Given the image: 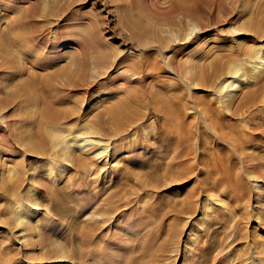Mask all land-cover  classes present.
<instances>
[{
	"label": "rangeland",
	"instance_id": "374dc122",
	"mask_svg": "<svg viewBox=\"0 0 264 264\" xmlns=\"http://www.w3.org/2000/svg\"><path fill=\"white\" fill-rule=\"evenodd\" d=\"M192 1L186 11L198 20L192 22L185 20L179 26L175 21L182 15L174 10L171 0H59L54 10L51 30L43 28L45 22L50 21L49 18L42 19L36 16L29 22L11 26L9 22L5 23L0 17V32H9L10 37L16 40L14 47H11L12 52L17 59L16 62L23 61L24 63L23 67L20 64L21 67H17L14 71L6 69L8 62L0 56V185L3 181H9L8 190H6L8 196L3 195L0 187V264L108 263V256L103 251H99L97 240L91 236L86 237L84 243L90 250H86L82 258L75 257L76 244L79 243L80 238L79 232L85 230L87 222L95 224L106 221L105 216L109 214L108 209L111 207L107 199L110 192L112 194V192L119 191L121 186H117L116 183L125 176L126 170L144 166L147 164L145 160L158 162L165 154L168 159H173L179 151L174 138L165 131L167 122L166 116L161 112L163 105L153 99L156 91L164 89L162 86L171 91L174 90L173 92L184 91L190 99L184 123L191 131L192 138L190 139H195L193 140L195 151L189 156V163L194 166L193 174H196L194 178L197 179L199 176L197 184L200 185L197 188L198 199L196 197L199 204L197 213L186 215L185 221L189 223L185 226L184 233L176 239H170L166 260H163V263L161 260L157 264H264V139L256 141L257 144L250 143L242 154H236L215 136L211 120L205 113L206 111L197 103L199 97L202 96L212 98L217 103L219 99L225 100L224 97L228 93V91H223V94H220L216 89L222 81L220 77L213 81V89H203L209 83L208 77L200 66L204 59L202 54L204 50L213 47L217 51H222L221 49L224 50L226 46L227 51L235 52L239 47L236 42L231 41L238 39L236 41H240L244 48H257L255 58L262 59L264 22L256 27L260 39H250L248 36L238 35L236 31L242 28L240 23H245L250 11L257 10L263 0ZM23 2L25 1L0 0V16L7 6H14L18 3L24 5ZM28 7L33 15L37 8L36 3ZM126 11L134 16L139 13L146 16L150 19L153 28L163 27L169 40H172L171 46L163 50L147 49L140 53L131 50L129 45L131 44L129 41L131 32L120 28L122 21L120 18ZM97 16L105 19V33L119 50L130 56L135 54L132 57L142 54L144 55L143 60L149 59V62L155 58L154 60L162 67V70L149 71L146 65L143 76L137 74V78L133 79V81H141L139 78H143L145 83L142 82L140 85L134 82L126 86L120 79L113 85L109 77L114 76L115 70L110 72L109 80L100 75H95L94 80L89 78L91 83L95 81L92 83L94 87L88 84L82 87L83 92L75 90L72 96V98L84 96L78 106L81 112L91 111L89 112L91 114L81 123L86 126L87 134H80L76 132L77 130L71 134L68 133L67 131L74 126L73 122H44L41 114L37 116L27 114L29 116L27 117L26 113L21 112V107L7 104L20 81L22 82L31 71L35 72L36 66H40V69H49L52 66L49 61L54 56H59L63 60L68 57L72 58L74 55L82 58L83 54L85 55L84 51L88 52L89 46L83 44L82 48L85 47V49L79 48L75 36L80 34L73 30L70 31V28L78 23H89ZM255 23L257 24V19ZM198 29H208L209 32L201 36ZM222 30H226L227 33L220 34ZM230 32L231 34L236 33L233 34L234 38ZM30 40L36 41V49L24 52L25 45ZM5 44L7 47L10 46L8 41ZM145 53L149 57L145 56ZM214 57L215 54L208 60L211 61ZM146 60L143 62L145 63ZM248 62L244 54L230 62L237 72V77L242 75L244 78L247 70L252 69V65ZM126 75L130 74L123 70L116 74L119 77ZM99 84L105 87L100 88ZM119 86L123 88L122 91L119 90L121 89ZM128 87L142 90L137 91L138 95L141 93V96L137 98L144 106V110L142 116L128 124V127L119 128L125 129V132L122 131L123 135L120 136L121 132L117 127L115 130L110 129L109 132V125L97 120L94 112L106 98H116L118 91L124 92ZM148 94L151 95L150 99ZM141 97L144 99L142 100ZM19 98L21 103L25 102V96ZM251 110L246 113L247 116L250 115ZM254 119L257 124L258 119L256 117ZM38 130L46 137L49 134L51 138L59 136L60 144L54 142L49 147H41L38 142L32 140L36 139ZM204 136L212 139V142L206 146L202 142ZM91 142L95 143L93 147H90ZM84 143L86 147L82 149L80 145ZM216 146L227 147L239 164L238 172L245 176L251 192L250 201L246 205L240 201L236 202L235 197L230 196L232 192L227 186L215 185L221 183L223 175H214L215 177L206 182L207 185L202 181V183L199 182L200 179L202 180L203 173L212 175L209 154ZM102 148L107 149L108 162L106 159L101 162L96 160L92 153L93 150L103 151ZM88 149L89 151L92 149L90 153ZM111 153L113 156L109 157ZM179 153L183 156L185 151ZM118 163L122 167L119 170L116 169ZM19 178H21L20 182ZM135 179L133 182L137 184L138 178ZM112 184L116 186L113 187ZM208 189L210 190L207 191ZM185 190L183 187L173 188L169 193L182 198L186 195ZM133 191L134 193L140 192L137 188ZM128 195H131V191ZM115 202L121 203L119 199ZM130 203H135V200ZM127 208L130 207L123 206L121 211L112 217L111 223L105 224V228L111 231L117 230V227L125 229L127 222L134 223V219L124 218L123 213ZM132 235L136 236L131 234L130 237ZM55 246L59 252L56 255L51 252Z\"/></svg>",
	"mask_w": 264,
	"mask_h": 264
},
{
	"label": "bare ground",
	"instance_id": "6f19581e",
	"mask_svg": "<svg viewBox=\"0 0 264 264\" xmlns=\"http://www.w3.org/2000/svg\"><path fill=\"white\" fill-rule=\"evenodd\" d=\"M23 1H25L23 2L25 3L24 5H20L18 3L14 6H7L4 11L2 10L0 16L1 20L5 23L9 22L11 26H16L18 23L20 24L29 22L32 18L37 16L42 19L49 18L50 21L45 22V26H43L44 30H51L53 28V19L55 15L54 10L59 0ZM191 1L192 0H171L172 5L175 8L174 10L179 11L182 15L175 21L177 26H179L180 23L185 20L190 22L198 20L196 17L191 15L190 12L186 11V9L191 6ZM34 2L36 3L37 8H35V11L32 15L28 6L34 4ZM122 3L124 4V2ZM114 4H116L115 1ZM127 11L123 13L122 18H120L122 20L120 22V28H124L125 30L127 29L129 32H131V37L129 39L131 43L129 44L131 50H136L138 53H140L142 51L145 52L147 49L152 50V48H155L158 50H163V48H168L171 46L172 40H169L163 27L153 28L151 27L150 19L146 18V16H142L140 13L137 14V16H134L132 13ZM255 19H257V24L255 23ZM262 22H264V0L257 10L250 11V15L245 20V23H240L242 28H238L239 31L236 32L238 35L242 34L244 36H248L250 39H260L259 31L256 27L260 26ZM105 28V19L102 16H97L89 23H78L73 25L70 28V31L73 30L80 34L75 36V39L79 43V48H82L83 44H87L89 46L88 52L84 51L85 55L83 54L82 58L80 56L74 55L72 58L68 57L67 59L63 60L59 56H54L49 61L52 66L47 70L43 68L40 69V66H36L35 72L31 71L28 73L27 77L22 80V82L20 81L15 93L8 99L7 104H13L21 107V112L26 113V115L28 114L31 116V114H33L37 116L38 114H41V118L44 122H73L74 126L67 131L68 133L71 134L77 130L76 132L80 134H87L88 130L86 126L83 125L84 123H81L87 118L88 115L91 114L89 113L91 111L81 112L78 105L79 102L84 99V96H76L72 98L73 92H75V90H81L83 89L82 87L87 86L88 84L91 85L93 82L95 83V81H92L91 83V80H94L95 75H100L108 79L110 72L113 70H115L114 76H112V78L109 77V79L112 80L111 82L113 85L115 81L117 82V80L120 79L121 82L126 84V86H128V84H133L134 82L137 85H140L142 82L145 83L143 78H139L141 81H133V79L135 80L137 78V74L143 76V70L145 71L144 67L148 66V70H152L154 72H159L162 70V67H160L157 61L154 60L155 58H152V62H149V59H145L146 62L144 63V55L142 54L135 57H132L135 54L132 56L124 54L122 50H119L117 46L111 42V38L107 37ZM198 30L201 36L209 32L208 29ZM223 33H227V31H220V34ZM232 33L236 34L235 32ZM233 34H231L232 38H234ZM12 38L10 37L9 32H0V56L5 58L8 62L6 69L8 68L14 71L20 66V64L22 66L24 63L23 61L16 62L17 59H15V55L11 48L14 47L13 45L16 43V40ZM236 40L233 39V41H231L236 42L239 47L238 50H235V52L227 51L225 49L226 46L224 47V50L221 49L222 51H217L215 48L210 47L209 49L207 48L204 50V53L202 52L204 59L201 61L200 66H202L201 68L209 80V83L203 89H213V81L220 77L222 81L218 88H215L219 90L220 94H223V91H228V93L224 97L225 100L219 99V96L217 103L214 102L212 98L198 96L199 99L197 103H199L202 109L206 111L205 113H207L209 120H211V127L214 129L213 132L215 136L220 138L222 142L228 146L229 149H232L236 154H242L244 150H247L246 148L249 147L250 143L255 142V144H257L258 142L256 143V141L264 139V55H262V59L260 58L261 60H257L255 58V54L258 52V50L256 51L257 48H244V45H242L240 41ZM6 41L9 42V47L6 46ZM35 44L36 41H27L24 52L35 50ZM55 46L57 47V45ZM82 49H85V47ZM147 53L149 54V51ZM148 54L145 53V56L149 57ZM214 54L215 57L209 61V57L213 56ZM243 54L247 56V59L249 60L248 63L252 65V69H248L245 74L246 78L245 76L242 78V75L237 77V72L235 71L234 66L230 65L231 61H234ZM120 56H122V58ZM122 70L123 72L125 71L130 75L122 77L116 76V74ZM91 86L94 87L93 84ZM98 87L103 88L105 85L99 84ZM129 87L127 90H123L124 92H121L123 89L121 87V89H119L121 91H118L119 94L116 98L108 96L109 99L106 98V100L103 101L99 108L94 112L97 120L109 125V132L110 129L113 130L114 128L115 130V127L118 129L123 126L124 128L128 127V124L133 123L143 114L144 106L140 104L141 102L139 103V98H137L139 95L141 96V93L138 95L139 92H137L141 89H130ZM162 87L164 89H161V91H156L154 93L153 99L163 105L161 112H163V114L166 116L165 120L167 122L165 131L171 135L172 138H174L176 141L175 143H177L179 146V151H177L176 155L173 156V159H168L167 154H165L158 162H148V160H145L147 161V164L140 168L138 167L137 169H129L128 171L126 170L124 172L125 176L120 179L121 181L119 180V182L117 180L118 183L114 182L117 186L120 185L121 187L117 193L112 192L111 194L110 192V195L107 199L111 206L109 208L110 210L107 208L109 214L105 216L107 217L105 220L108 222L102 221L96 222L95 224L92 222L85 223V230L79 232V243H75L77 245V253L75 257L82 258L85 251L90 250V248H87L86 244L84 243L86 241V237L91 236L97 240L99 251H103L108 256L107 264H157L161 260L163 263V260H166L165 257L167 256V252L169 250L168 247L170 246V239H176L182 233H184L185 226L187 223H189V221H185L186 215L197 213L199 207L197 201V188L200 185L197 184L199 176H196L197 179L194 178V175H196L193 174L194 166L189 163V156L195 151V144L193 142L195 139H190L192 138L191 131L184 123V120L187 116L186 111L189 107L190 99L184 91L180 90L178 92H173V89V91H171L167 89V87ZM98 91H100V89ZM20 96H25V102L23 101L24 103L20 102ZM235 97H237L236 100ZM218 103H221L222 105H218ZM89 109H91V107H89ZM250 109H252L250 111V115L247 116L246 113ZM196 110H198V108ZM28 115L27 117H29ZM255 117L258 119L257 124L254 119ZM98 124H100V122ZM119 130L121 132L120 136L123 135L122 131L125 132V129ZM36 132V139L32 140L38 142L41 147H49L51 146V143H59L58 140H61L57 135L56 137L51 138L52 136L50 137L49 133V136L46 134L48 136L46 137L40 130ZM213 132L211 131V133ZM181 135L183 136L181 137ZM202 140L204 146L212 142V139L208 136L202 137ZM83 142L85 141L83 140ZM91 143L92 145H90V147H93L95 143ZM80 147L83 149L86 147V144H81ZM102 149L103 151H100V148L99 151L93 150L92 152L96 157V160H99L100 162L103 161V159L107 160L108 156L106 153L107 149ZM91 150L92 149L89 151L88 149V153H90ZM182 151L183 153L185 151L183 156H181L179 153ZM66 152L67 151L65 150V153ZM231 153L232 152H230L227 147L224 148L221 146H216L213 148L209 154V158L211 159L210 163L212 164V171H210L212 175L206 174V172L203 173L202 180L200 179L199 182L206 184V182H208L211 178L215 177L214 175H223L224 178L221 183L215 185L220 187L227 186L230 192H232V195L230 196H234L236 202L240 201L246 205L250 201L249 195H251V192L249 190L245 176L238 172L240 169L239 164L236 162ZM111 155L112 153L109 154V157H111ZM118 164L119 165H117L116 169L119 170L122 167L120 166V163ZM208 169L209 168L207 167V170ZM21 178L18 179L19 182L21 181ZM135 178H138L139 182L137 184L133 182ZM8 182L3 181V183L0 185L1 190H3L4 193L3 195L6 196L9 195L6 194V190H8ZM181 187L186 189V195L182 198H178L177 196L175 197L173 196V193L172 195L169 193L173 188L175 189ZM135 188L139 189L140 192L134 193L133 190H135ZM209 190L210 189L207 191ZM130 191L131 195L129 196L128 192ZM116 199H119L121 203H116ZM132 200H135V203H130ZM123 206L130 207L127 208V211L125 210L123 213L124 218L126 220L134 219V223L130 224L127 222V227L125 229H121L120 227H117V230L113 229L112 231L106 229L105 224L111 223L113 220L112 217L118 214ZM231 212H233V210ZM230 216L232 217V215ZM131 234H135L136 236L134 237V235H132L130 237ZM57 250V246L52 248V254H58L59 252ZM96 251L97 250H95V252ZM78 261L79 260H77V262Z\"/></svg>",
	"mask_w": 264,
	"mask_h": 264
}]
</instances>
